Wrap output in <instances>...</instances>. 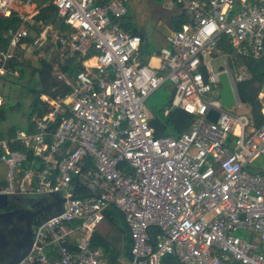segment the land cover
<instances>
[{"label":"built area","instance_id":"obj_1","mask_svg":"<svg viewBox=\"0 0 264 264\" xmlns=\"http://www.w3.org/2000/svg\"><path fill=\"white\" fill-rule=\"evenodd\" d=\"M127 1L52 0L70 31L41 25L30 45L54 38L84 59L74 77L57 76L70 87L66 95L41 96L47 107L0 139V195L32 197L51 209L54 195L64 199L59 213L42 219L18 264H112L90 247L110 206L123 215L130 239L128 262L117 264H162L167 255L178 264H264V173L251 164L264 157V80L256 128L246 106L232 113L244 105L236 84L249 77L245 66L242 73L221 64L236 97L228 110L209 57L224 40L234 62L264 58V0H170L186 22L153 52L156 65L151 55L139 56L141 36L122 28ZM33 2L0 0V17ZM17 14L20 24L7 31L8 48L0 52V76L16 50L29 46L23 43L33 22ZM166 82L173 88L163 115L180 108L194 121L178 136L156 137L145 100ZM211 110L215 122L206 118Z\"/></svg>","mask_w":264,"mask_h":264},{"label":"trees","instance_id":"obj_2","mask_svg":"<svg viewBox=\"0 0 264 264\" xmlns=\"http://www.w3.org/2000/svg\"><path fill=\"white\" fill-rule=\"evenodd\" d=\"M34 1V0H33ZM37 9L35 14L32 16L33 25H27V28L35 32H39L41 25H51L54 29L59 31L69 32L68 27L63 21L57 16V10L52 3V0H35ZM157 2H163L164 0H156ZM126 20V19H125ZM186 22V18L183 17L182 13L179 12L173 19L171 24L172 31H178L182 28V25ZM20 20L16 12H12L8 17H0V52L5 51L8 48L9 38L6 36L8 30H15L18 28ZM127 23H123V30L128 31L132 34H138L142 36L138 29L128 30ZM34 38L27 36L25 42L32 44ZM222 50H226L229 47L225 46L223 40L219 44ZM60 46L56 45V49ZM33 49V48H32ZM25 54V51H21ZM47 49H38L32 51V56L39 55L37 66L31 68V77L27 84L28 93L31 95V104L28 111L23 114V120H29L35 112H40L47 107V104L40 100V97L46 95L51 98L57 96H64L70 91V87L65 83L58 81V75H65L67 77H74L75 73L83 69L81 61L84 59L79 57L77 54L72 56L69 55L68 51H61L64 55V59L61 63L58 61L60 53H56L54 57L46 59ZM12 69L16 71L18 67V51L16 55L10 58ZM237 66L244 65L249 77L236 84V90L240 96L244 99V105L249 111V115L252 119L253 126L258 128L262 124V116L260 113V104L257 100V94L260 83L264 80V58L260 60H238ZM56 68L54 69V66ZM19 71L22 75L26 73L23 67H19ZM33 80V84L30 83ZM32 84V85H31ZM14 110L20 109V105L9 107ZM6 110L3 107V103H0V120L5 118ZM194 121V116L186 113L180 108H175L170 111L168 115H163L162 111L157 115H151L149 119V125L154 129L155 136L160 137L164 135H174L185 132L190 128ZM18 123V122H17ZM14 135V127H9L6 132H0V139L5 137H11ZM232 141V136L228 138V142ZM252 170V169H251ZM254 170V169H253ZM259 172L264 173V169L258 168ZM104 220L111 225V227L118 230L117 234L113 233H101L95 230L90 238V247L98 249L102 252L104 257L112 264L118 263V258L121 254H127L129 250V235L128 228L125 223V219L121 212L115 207L110 206L104 211ZM157 231L155 227L150 228V242L154 243L156 240ZM122 237L124 248L122 252L119 250V238ZM71 250H74V240H70L68 244ZM162 264H178L177 260L172 255L163 257Z\"/></svg>","mask_w":264,"mask_h":264},{"label":"rangeland","instance_id":"obj_3","mask_svg":"<svg viewBox=\"0 0 264 264\" xmlns=\"http://www.w3.org/2000/svg\"><path fill=\"white\" fill-rule=\"evenodd\" d=\"M126 8V23L128 30L138 29L139 31H143L145 35V42L139 51V56H143L145 53L151 54L152 50L161 44L168 45V40L172 33L169 27L171 20L167 18L161 10L163 8L169 11L164 2H157L156 0H128ZM40 48H42V45L33 47V50H38ZM33 50H26L25 54H23L17 49V62L19 64L16 68L17 70H8L4 75L0 76V103H3V107L6 110L5 118L0 120L1 133L6 132L9 127H14V125H18L19 122L23 121V114L28 111L31 104V95L28 93L29 87L27 88L26 86L31 77V68L36 66L39 60V55L32 56ZM220 51V53H217L213 50L209 54V57L212 59V68L217 69L224 60H227L231 71H234L232 70L233 68L238 67V72L244 73L243 67L237 66V62L232 60L234 54L231 47ZM52 57H54V54H52L50 58ZM19 67H23V69L26 70L24 75L20 73ZM30 83L33 84V80ZM172 88L173 85L166 82L146 98L145 106L150 115H157L165 107L169 106ZM16 105H20L19 110L9 109V107ZM245 111L246 107L243 105L242 109L235 107L232 113L244 114ZM19 127L23 128V125H19ZM251 164L264 168V157L253 160ZM4 170V164L0 163L1 178L4 176ZM99 230L110 233L112 227L103 222ZM238 234L240 237L247 236L243 231Z\"/></svg>","mask_w":264,"mask_h":264},{"label":"flooded vegetation","instance_id":"obj_4","mask_svg":"<svg viewBox=\"0 0 264 264\" xmlns=\"http://www.w3.org/2000/svg\"><path fill=\"white\" fill-rule=\"evenodd\" d=\"M49 215L35 198L8 197L7 203L0 206V264H10L23 255L33 243L34 219Z\"/></svg>","mask_w":264,"mask_h":264},{"label":"crops","instance_id":"obj_5","mask_svg":"<svg viewBox=\"0 0 264 264\" xmlns=\"http://www.w3.org/2000/svg\"><path fill=\"white\" fill-rule=\"evenodd\" d=\"M164 3H165V5L167 6V10H169V11H166L165 9H161L162 11H163V13H164V15L167 17V18H169L171 21H170V25H169V27H170V29H171V24H172V19L176 16V14H178L179 12H180V9L173 3V2H171L170 0H164L163 1ZM162 2V3H163ZM36 1L34 0V2H33V4H31V5H22V4H15V6H14V9H15V12H17V13H22V14H24V15H28L29 17H31L32 18V16L35 14V12H36V9H37V6H36ZM178 12V13H177ZM172 16V17H171ZM126 17H127V14H126V16H125V18H124V22H126ZM31 21H32V19H31ZM50 25V24H49ZM127 27V26H126ZM55 30V29H54ZM32 31V30H31ZM139 31V30H138ZM171 31H172V29H171ZM174 31H172V33H173ZM139 33L142 35L141 36V48H142V45L144 44V42H145V35H144V32L143 31H139ZM172 33H171V35H172ZM171 35H170V37H171ZM169 40H170V38H169ZM169 40H168V45H169ZM27 44L28 43H26L25 41H24V43H23V46H27ZM42 45V49H47V52H46V59L47 60H49V59H51L50 57H51V55L52 54H54V56L56 55V53H60L59 54V56H58V61L56 62V63H61L62 62V60L65 58L64 57V55L62 54V52L61 51H63V50H61V48H57L56 49V45H58L56 42H55V39L54 38H52V40L51 39H48V40H46V41H41V44L40 45H38V46H41ZM167 44H161V45H159V46H157V47H155L153 50H152V52H151V54H147V53H145L143 56H141L142 58H145L146 59V57H148L149 55H151L150 56V59H148L147 61L149 62V64L150 65H156L157 64V60H156V58L155 57H153L152 56V54H153V52H155V51H157L159 48H161V47H165V46H168ZM34 47H36V46H34ZM44 47V48H43ZM33 47H31L30 46V44H29V46H27V51H29V49H31V50H33L32 49ZM19 51H23V50H21V49H19ZM24 51H26V50H24ZM37 64H38V62L36 63V66H37ZM56 68V65L54 66V69ZM253 168L255 169V170H258V168H261V167H258V166H254L253 165ZM262 169H264V168H262ZM103 222H105V223H107L105 220L103 221ZM102 222V223H103ZM101 223V224H102ZM101 224H100V226H101ZM108 224V223H107ZM110 225V224H109ZM99 226V227H100ZM111 226V225H110ZM99 232H101V233H103V234H105L106 232H103V231H101V230H99V228L97 229ZM117 232H118V230L116 229V228H113L112 227V231L110 232V234H113V233H116L117 234ZM129 245H130V239H129ZM118 248H119V250L122 252V250H123V248H124V245H123V241H122V237H120L119 238V245H118ZM263 253H264V248H262V250H261ZM128 259H129V250L127 251V254H121L120 256H119V258H118V263H122V262H124V263H127L128 262Z\"/></svg>","mask_w":264,"mask_h":264},{"label":"water","instance_id":"obj_6","mask_svg":"<svg viewBox=\"0 0 264 264\" xmlns=\"http://www.w3.org/2000/svg\"><path fill=\"white\" fill-rule=\"evenodd\" d=\"M30 36H32L33 38H36V33L33 31H30ZM9 68L12 69L11 64H9ZM201 72L203 73L204 77L206 76V72H205V67L202 65L200 67ZM217 70L220 72L218 75L219 78V84H220V92H219V99L221 102V105L223 107H225L228 110H231L233 105L235 104V94L233 92L232 86H231V82L229 79V76L227 74L226 71L224 70V67L222 65H220ZM238 100L242 103H244V99L242 98V96L238 95ZM207 120L211 121V122H215L216 118H217V113L215 111H209L208 114L206 115ZM54 198L57 199V204L55 206L54 209L51 210V207H46L47 211L49 214H54V213H59L61 211V204L62 202H64V199L61 198V196L58 195H54ZM8 201V197L6 195H0V206H4ZM42 219L40 217L35 218L34 219V225H35V230L38 227V225L41 223ZM31 247H29V249L23 254L21 255L17 260L13 261L10 264H18L29 252ZM233 264H235V262H233Z\"/></svg>","mask_w":264,"mask_h":264},{"label":"bare ground","instance_id":"obj_7","mask_svg":"<svg viewBox=\"0 0 264 264\" xmlns=\"http://www.w3.org/2000/svg\"><path fill=\"white\" fill-rule=\"evenodd\" d=\"M257 158H260V157H256V158H254L253 160H255V159H257ZM253 160H252V161H253Z\"/></svg>","mask_w":264,"mask_h":264}]
</instances>
